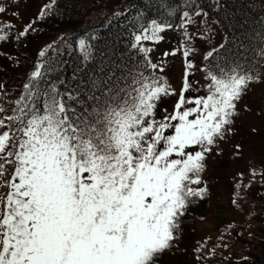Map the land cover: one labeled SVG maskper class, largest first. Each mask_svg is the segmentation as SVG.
I'll use <instances>...</instances> for the list:
<instances>
[{"label":"snow or ice","instance_id":"obj_1","mask_svg":"<svg viewBox=\"0 0 264 264\" xmlns=\"http://www.w3.org/2000/svg\"><path fill=\"white\" fill-rule=\"evenodd\" d=\"M164 5L161 18L109 0L102 27L42 47L17 92L0 81V264H210L218 253L220 264H264V191L253 189H264V158L233 174L236 215L216 239L193 234L224 210L225 153L241 160L264 139V14L241 61L229 39L247 27L236 0ZM63 6L0 0L12 18L0 21V44L26 48L42 24L73 26ZM169 33L177 43L164 47ZM4 58L21 64L19 51ZM257 88L259 102L244 103ZM257 109L261 127L245 130Z\"/></svg>","mask_w":264,"mask_h":264},{"label":"rangeland","instance_id":"obj_2","mask_svg":"<svg viewBox=\"0 0 264 264\" xmlns=\"http://www.w3.org/2000/svg\"><path fill=\"white\" fill-rule=\"evenodd\" d=\"M132 0H127V2L131 3ZM92 2V0H81L82 3V8L84 10V20L85 23L83 25V28H87L89 26H100L103 24L104 20V14L107 13L108 8L107 5L109 3V0H106L105 5L102 9L97 10V11H89V5ZM34 4H39L40 0H33ZM35 8H33V11ZM94 18V19H93ZM6 19H12L11 16L8 17H0V21L6 20ZM16 23L18 26L22 23V21H13ZM176 33H169L168 38L164 42V47L168 46H175L177 41L174 39L176 36ZM224 34L221 32L219 35L216 36V39L219 40ZM53 39V38H51ZM48 43L50 42V40ZM56 43H60L59 39L55 40ZM47 43V44H48ZM203 43V49H207L210 47V45L207 42H202ZM46 45V44H45ZM18 45L16 44H0V81L4 80V83L9 84L10 79L14 78L18 70L12 67L10 68H5L3 66V62L5 60V56L8 53H14L18 51ZM36 47L33 48L35 50ZM201 49V51H203ZM7 62V61H6ZM8 63V62H7ZM170 69L175 72V74L178 76L180 73V61L179 59L172 60L170 58ZM197 79H199V74H197ZM13 82H11L12 84ZM259 95H260V89L257 88L253 91H250L246 98L244 103L246 104H254L259 102ZM259 109L256 110V112L253 113H248L244 116L243 118V126L246 130L247 124H255L258 128L261 127L262 125V120L259 115H257V112ZM239 123V122H238ZM264 158V139H261L260 137H257L254 143L246 149V155L243 159L234 161L231 159V157L228 155L226 152L224 157L222 158V164L219 165L218 167L221 168V171L218 173V175L221 177L220 180L217 182L220 184V202L222 205V208L224 209L223 211L216 212L213 216L212 219L208 222V224L199 227L196 232L193 234L197 237H207L211 236L213 240L216 239V237L219 235L217 229H220L221 227L225 226L229 221L233 219V217L236 215L233 213L231 210H229V205H228V200L231 195V184L233 182V174L237 173L241 170L247 169L249 167L248 161L251 160L253 163L259 164L260 160ZM253 189L256 190L257 195L259 191H264V189H261L260 184L257 183L253 186ZM237 220H239V217H236ZM224 228H222L220 231H223ZM253 256L259 260L260 258V253L258 249L253 250ZM222 257L217 254L216 260L215 261H210V264H220ZM224 264H230V262H224Z\"/></svg>","mask_w":264,"mask_h":264},{"label":"trees","instance_id":"obj_3","mask_svg":"<svg viewBox=\"0 0 264 264\" xmlns=\"http://www.w3.org/2000/svg\"><path fill=\"white\" fill-rule=\"evenodd\" d=\"M81 0H64V6L62 10L65 8L68 10V17L70 21L73 22V26H69L63 22L61 23H52L48 22L42 24L38 27L37 32L32 34V37L26 42L27 47L22 48L21 45H18V51L20 52L21 64L17 66L19 69L17 75L14 78L10 79V83L8 84L11 90L15 93L21 86V81L25 77V71H28L30 74L31 66L38 59L37 53L38 51L48 43L59 39L61 35L65 33H73V27H75L78 32L80 29H83V25L85 23L84 20V10L81 5ZM106 0H92L89 5V11H97L104 7ZM133 3L137 7L143 8L145 4H147L148 11L153 17H165L167 15V8L164 5V0H134ZM238 5L236 9V15L240 18L242 23L247 24L246 28H241L238 31L234 32V36H230L229 39L234 40L233 51L237 53V58L241 61L245 57L249 60L253 57L252 49L257 47L259 28L254 26L251 22L257 19V16L264 13H257L255 10L260 9L261 5L259 0H236ZM74 9V11H73ZM131 19V17L129 18ZM79 22V23H75ZM123 25L127 26L129 30H131V25L128 20H123L121 22ZM102 27L97 26L98 29ZM113 32H120L121 29L119 27H113ZM107 35H111V33H107ZM35 50H33V48ZM17 52V51H16ZM67 58V57H65ZM55 60L56 57L54 56ZM11 82H13L11 84Z\"/></svg>","mask_w":264,"mask_h":264}]
</instances>
